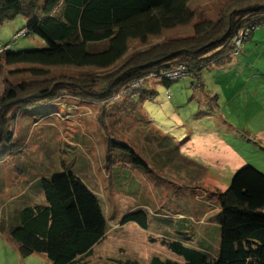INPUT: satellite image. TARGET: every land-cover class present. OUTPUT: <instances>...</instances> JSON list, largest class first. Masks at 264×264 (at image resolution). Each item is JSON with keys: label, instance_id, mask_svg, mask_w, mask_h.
Segmentation results:
<instances>
[{"label": "trees", "instance_id": "obj_1", "mask_svg": "<svg viewBox=\"0 0 264 264\" xmlns=\"http://www.w3.org/2000/svg\"><path fill=\"white\" fill-rule=\"evenodd\" d=\"M191 1L0 0V26L18 17L26 21V26L17 34L22 30L25 33L16 34L14 41L20 36L32 35L46 44L11 51L12 42H0L5 48L0 53V74L4 65H38L30 70L33 78L8 83L0 96V161L22 151V139L15 136L13 129L19 108L29 110L38 101L55 99L66 91L77 99L94 102L123 100L124 105L128 108L131 105L130 109L136 111L137 119L142 120L143 102L154 99L158 93L149 83L164 84L171 96L170 85L189 76L195 88L202 89L206 86L205 71L223 68L237 56L233 38L240 29L245 25L263 26L264 0H229L216 20L197 21L192 35L171 37L129 53L133 41L147 44L165 30L191 24L195 19ZM178 65L186 67L183 78L172 80L161 76ZM54 67L88 70L76 75H57L51 73ZM123 91H126L123 95L119 94ZM208 102L211 109L218 107L217 95L209 97ZM211 109L202 112L210 113ZM154 127L153 140L164 154L161 159L158 158L161 152L156 154L157 162L173 172L179 170L169 163L190 160L180 153L173 137L160 135V130ZM111 141V150L128 155L134 168L146 174L153 172L150 162L132 146L116 138ZM189 163L196 166L194 162ZM20 165L24 166L18 163L17 169ZM40 171L34 189L44 196V201L31 203L32 195L24 192L17 200L2 205L0 233H7L17 242L25 256L44 254L50 264H89L96 255V245L110 230L100 197L71 171L44 172L43 168ZM191 178L197 182L194 176ZM3 184L4 180L0 179V190ZM216 194L220 203L217 252L200 235L191 236L195 240L189 245L178 236L163 238V243H169L167 246L184 256L186 262L155 256L152 264H264V172L250 164L244 165L236 171L230 185ZM150 214L142 208L129 211L121 225L135 222L148 230Z\"/></svg>", "mask_w": 264, "mask_h": 264}, {"label": "rangeland", "instance_id": "obj_2", "mask_svg": "<svg viewBox=\"0 0 264 264\" xmlns=\"http://www.w3.org/2000/svg\"><path fill=\"white\" fill-rule=\"evenodd\" d=\"M228 1L192 0L190 6L195 19L191 24L165 30L147 44L133 41L129 53L171 37L192 35L197 21L216 20ZM24 26L26 21L23 17L5 21L0 26V42H12L11 51L46 46L42 39L32 35H23L14 41ZM259 31L264 32V26L256 29V35ZM241 56H235L234 60ZM34 66L38 65H4L0 74V96L8 83L17 84L33 78L30 70ZM244 69L245 66L240 70ZM83 70L88 69L54 67L51 73L76 75ZM251 72L246 71V75ZM216 74L217 71L206 72L209 86L213 85ZM224 74L223 87L231 84L234 89H239L240 94L224 98L222 90L221 106L218 107L220 115L217 116L202 112L211 109V104L197 96L189 76L170 85L171 96H168L164 84H156L158 93L155 98L143 102L142 120L137 119L136 111L130 109L131 105L129 108L124 105L122 99L119 102L115 100V103L94 102L77 99L66 91L55 99L38 101L28 107L29 110L19 108L13 129L15 136L22 139L23 148L20 153L0 161V178L4 180L5 188L0 190V209L24 192L32 195L31 203H42L44 196L34 189V182L42 173L40 169L43 168L44 172L71 171L100 197L110 225L105 239L96 245V255L91 257L89 264H152L155 256L185 263L184 256L172 251L167 246L169 243H163V238L176 236L189 245L194 244L193 241L188 242L191 236L208 235L213 251L217 252L220 232L212 226H219L220 203L216 193L225 190L236 171L244 165L250 164L264 172V135H254L262 126L261 122L264 123V75L251 79L242 73L230 77ZM239 75L241 77L237 80ZM114 99L112 97L111 101ZM216 109L214 107L211 111ZM154 125L160 130V135L180 141V153L190 160L170 162L173 168L174 165L179 168L174 169L176 172L157 162L156 154H160L162 148L153 140L156 135ZM226 126L234 127L238 136L225 131ZM214 137L224 138L226 146L208 141ZM112 138L132 146L150 162L153 172L148 175L144 170L134 168L128 155L111 150ZM232 146L241 159L229 154L225 156L227 148ZM163 155L161 152L158 158ZM189 162L196 163V166ZM18 163L24 166L17 169ZM195 174H202L199 182L188 177ZM203 206L210 210L208 215L201 212L205 210ZM138 208L148 209L151 213L148 230L135 222L121 225L124 215ZM181 214H185L187 220H182ZM199 216L204 217L207 226L196 222L195 217ZM6 235L0 233V264H50L44 254L23 255L18 243Z\"/></svg>", "mask_w": 264, "mask_h": 264}, {"label": "crops", "instance_id": "obj_3", "mask_svg": "<svg viewBox=\"0 0 264 264\" xmlns=\"http://www.w3.org/2000/svg\"><path fill=\"white\" fill-rule=\"evenodd\" d=\"M240 56H241V58H239L236 61L233 59L234 62L232 61L231 63H229L228 65H226L223 68L210 70V71H217V73H218V74H216V78H215L214 83H213L212 86H209V84H207L206 76H205L206 86L204 88H202V89L195 88V86L193 85V82H192L191 85L197 91L196 92L197 96L200 97L203 101H208L209 97H213L214 95H217V97L219 98L218 107H220L221 106V101H222L221 100L222 99V96H221V91L222 90H223L222 92H224V98H227V97H231L232 98L234 95H239L240 94L239 93V89H234L233 87H231V84L223 87V84H224L223 83L224 82V78H222L223 77V75H222L223 73H225L224 75L227 76V77L233 76L235 74L237 75V73H242V75L248 76L251 79H256V75H259V76L262 77V75H264V74H262V70H264V32L263 31H259L257 35H256V30L253 31V33L251 34L250 38L246 41L245 47L243 48L242 52L239 54V57ZM250 58H251V60H250ZM244 63H246V64L244 65ZM243 66H245V69L244 70H240L241 67H243ZM248 70L252 71V72H251V74L246 75V71H248ZM206 72L207 71H205V74H206ZM240 77H241V75L237 76L236 79L238 80V79H240ZM244 86L245 85H243V87ZM152 88L156 89V84H152ZM247 100H244L243 102H246ZM218 107H217V109L215 111H211L210 113H205V114L206 115L207 114H209V115L213 114L215 116L220 115V111H219ZM261 125L264 126V123L262 124V122H261ZM262 126L260 127V129L256 130L254 135H260V136L264 135V127H262ZM234 127H236V126L234 125ZM234 127L226 126V128H224V130L229 132V133H231L233 136H238V133L235 131ZM208 141H214V142H217L219 145L221 144L223 146H226V142H227L224 138H220V137H214L213 140L209 139ZM179 143H180V141L177 142L178 145H179ZM188 145H186V146H188ZM185 147H182V148L184 149ZM236 150L237 149L234 146H232L230 148H227L225 156L229 154V155H232L233 157L235 156L236 159H241V158H238ZM234 152H235V154H234ZM195 175L196 176H194V178H196L197 182H199L201 177H202V174H199V175L195 174ZM188 177L191 178L192 176L188 175ZM4 190H5V188H3V191ZM202 198H204V197H202ZM4 206H6V204H4ZM203 207H205V206H203ZM209 211L210 210L207 207H205V210H203L201 212L203 214H205V215H208ZM181 218H187V216L181 214ZM195 220H196L197 223H200V224H203V225L207 226V223L205 222L204 217H201V216L195 217ZM212 226L215 227L217 230L219 229L218 225L212 224ZM199 238L202 239V241H204V240L207 241L209 236L205 235V234H200ZM192 240H195V239L194 238L193 239L189 238L188 242L192 241Z\"/></svg>", "mask_w": 264, "mask_h": 264}, {"label": "built area", "instance_id": "obj_4", "mask_svg": "<svg viewBox=\"0 0 264 264\" xmlns=\"http://www.w3.org/2000/svg\"><path fill=\"white\" fill-rule=\"evenodd\" d=\"M262 25L264 26V20L262 21ZM259 26L257 25H252L248 26L245 25L243 26L240 31L235 35L233 38V42L235 43V54L238 55L241 51V49L244 47L246 41L249 39L250 35L254 31V29H257ZM26 30L20 31L17 36L25 33ZM5 48L1 46L0 44V52H3ZM186 67L183 65H178L174 69H171L169 71H164L163 74L161 75L162 77H169L172 80L178 79V78H183L186 75ZM153 75H157L156 73Z\"/></svg>", "mask_w": 264, "mask_h": 264}]
</instances>
